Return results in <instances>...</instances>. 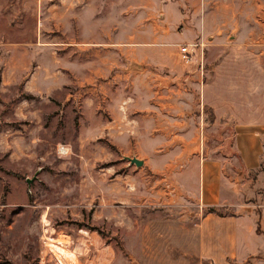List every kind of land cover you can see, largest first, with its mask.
Wrapping results in <instances>:
<instances>
[{"label": "rangeland", "instance_id": "obj_1", "mask_svg": "<svg viewBox=\"0 0 264 264\" xmlns=\"http://www.w3.org/2000/svg\"><path fill=\"white\" fill-rule=\"evenodd\" d=\"M131 1L0 0V264H62L56 245L76 264H128L142 221L174 213L158 204L174 189L175 152L191 136L195 152L222 143L231 152L232 121L216 119L211 107L214 77L247 63L228 48L219 55L221 47L198 26L214 0H159L161 44L146 45L142 67L117 51L125 40L112 43L120 39L113 29L120 13L137 10ZM142 33L151 39V31ZM189 43L203 50L186 63L180 47ZM215 49L216 62L209 58ZM180 88L186 95L175 103ZM225 97L231 104L232 95ZM254 97L261 105L264 95ZM127 157L144 162L136 166ZM236 167L231 160L230 175L243 183L238 200L250 204L246 185L254 178ZM187 199L180 209L196 218Z\"/></svg>", "mask_w": 264, "mask_h": 264}, {"label": "crops", "instance_id": "obj_2", "mask_svg": "<svg viewBox=\"0 0 264 264\" xmlns=\"http://www.w3.org/2000/svg\"><path fill=\"white\" fill-rule=\"evenodd\" d=\"M131 2L137 10L132 14L129 11L120 13L123 16L113 27L120 32L117 34L120 39L112 40V43L125 40L126 46L117 48V51L126 58L135 57L142 67L146 60L142 56L147 50L146 45L161 44V36L157 33L161 27L156 19L160 14L159 0ZM228 3L229 0H214L206 6L198 26L203 32H210L207 37L213 38L210 42L213 46L221 47L219 55L228 48L238 57L239 64L247 63L239 72H217L214 77L216 102L211 107L216 119L232 121L231 152H225L223 143L214 150L203 147L202 151L195 152L192 136L189 146L175 152L174 162L170 163L174 170L171 167L169 172V175H175L174 189L168 202L158 204L160 209L174 213L154 215L142 221L135 244L128 247V264H264V99L261 105H257L254 97L264 95V81L256 83L260 75L261 80L264 79V5H257L255 0L250 6L241 5L240 0L234 5ZM120 6L127 10L124 3ZM191 25L185 23V28L192 29ZM144 31L152 32L150 40H144ZM108 51L113 50L109 48ZM213 51L209 52V58L215 61L217 50ZM256 61L260 64L259 70ZM162 82L159 78L158 89ZM181 90L179 94L178 90L175 91V103L181 95H186L185 89ZM229 93L232 95L231 104L225 97ZM236 94L244 95L243 99L235 97ZM175 119L185 125V120L180 121L178 115ZM233 159H237L235 170L238 175L252 174L253 185L246 187H249L255 203L245 204L238 200L236 193L241 192L243 183L229 173ZM140 160L144 162V158ZM191 173H195L194 181H190ZM187 198H190L189 202L193 200L192 205L199 211L196 218L192 216L194 212L180 209L184 205L181 201ZM207 207L232 211L219 215L206 212ZM91 238L96 242V235ZM106 251L109 255L113 252L111 244Z\"/></svg>", "mask_w": 264, "mask_h": 264}, {"label": "bare ground", "instance_id": "obj_3", "mask_svg": "<svg viewBox=\"0 0 264 264\" xmlns=\"http://www.w3.org/2000/svg\"><path fill=\"white\" fill-rule=\"evenodd\" d=\"M59 241L61 240L59 239ZM50 245L52 246V244ZM51 248L53 249V254L58 262H61L62 264H76L75 255L73 253H70L61 246L57 245L55 247L52 246Z\"/></svg>", "mask_w": 264, "mask_h": 264}, {"label": "built area", "instance_id": "obj_4", "mask_svg": "<svg viewBox=\"0 0 264 264\" xmlns=\"http://www.w3.org/2000/svg\"><path fill=\"white\" fill-rule=\"evenodd\" d=\"M196 49H200L199 51L202 52L203 44L202 43H189L187 45H183L180 47L181 58L186 63H191L193 60V54Z\"/></svg>", "mask_w": 264, "mask_h": 264}, {"label": "trees", "instance_id": "obj_5", "mask_svg": "<svg viewBox=\"0 0 264 264\" xmlns=\"http://www.w3.org/2000/svg\"><path fill=\"white\" fill-rule=\"evenodd\" d=\"M220 209H222V208H217V207H207L206 209H205V211L206 212H214V213H217V214H219V215H223V214H225V213H222L221 211H220ZM203 264H210V263H208V262H204Z\"/></svg>", "mask_w": 264, "mask_h": 264}, {"label": "water", "instance_id": "obj_6", "mask_svg": "<svg viewBox=\"0 0 264 264\" xmlns=\"http://www.w3.org/2000/svg\"><path fill=\"white\" fill-rule=\"evenodd\" d=\"M127 159L129 160L130 163L135 164L136 166H141L143 164L142 160L137 159L135 157H133V158L127 157Z\"/></svg>", "mask_w": 264, "mask_h": 264}]
</instances>
